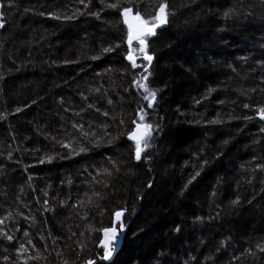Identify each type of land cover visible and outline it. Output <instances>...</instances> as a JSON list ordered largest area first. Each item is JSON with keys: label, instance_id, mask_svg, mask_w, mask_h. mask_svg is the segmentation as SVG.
I'll return each instance as SVG.
<instances>
[{"label": "trees", "instance_id": "trees-1", "mask_svg": "<svg viewBox=\"0 0 264 264\" xmlns=\"http://www.w3.org/2000/svg\"><path fill=\"white\" fill-rule=\"evenodd\" d=\"M165 2L129 44L123 10ZM0 24V264H264V0H0Z\"/></svg>", "mask_w": 264, "mask_h": 264}, {"label": "snow or ice", "instance_id": "snow-or-ice-1", "mask_svg": "<svg viewBox=\"0 0 264 264\" xmlns=\"http://www.w3.org/2000/svg\"><path fill=\"white\" fill-rule=\"evenodd\" d=\"M117 5H112V7H116ZM159 11L157 14H154L152 19L150 21H144L145 25H148L150 24L151 27H147L146 28V31L144 33H142L143 35H146V36H150V35H154L155 34V29L157 27H160L161 25L165 24L167 22V3H161L159 6ZM132 10L129 9V8H125L124 9V12L125 13H130ZM137 18H139L138 14H137ZM127 22V21H126ZM0 26H2V24H0ZM136 37H133L131 35V33L129 34V43H131V41L133 39H135ZM140 43L143 45L144 44V40H140ZM143 51V49H142ZM129 59H133L131 56H129ZM145 59H147L149 62H151L152 60V57L151 56H148L145 54ZM133 66H135V63H133ZM145 81L147 80V76H145L143 78ZM140 87L144 88L145 91H148L149 92V95L145 97V99H149L150 98V103H149V106H151V102H153L156 98V92L155 91H149L148 90V87H147V84H140L139 85ZM260 114L262 116V118H264V108L260 109ZM140 119L143 120L144 117L143 115L140 116ZM151 129V126L148 125L146 126V131L143 133V135H141L138 139H137V143H136V159L139 160L141 158V153L144 151V149H146L148 147V144L146 142V137L148 135H150V130ZM135 138V137H133ZM141 141H144L143 143V146H141ZM116 219L117 221H120V218L121 216L123 215L122 212H117L116 214ZM122 225H121V230H122ZM105 233L107 234L108 232H113V236L111 238V241H110V245L111 246H108V245H105V256L104 258L105 259H108L112 256L113 254V251L115 249V240L118 238V234L116 233V230L115 229H105L104 230ZM9 239H11V237H9ZM264 250V249H262ZM88 264H93L92 261H89Z\"/></svg>", "mask_w": 264, "mask_h": 264}, {"label": "water", "instance_id": "water-1", "mask_svg": "<svg viewBox=\"0 0 264 264\" xmlns=\"http://www.w3.org/2000/svg\"><path fill=\"white\" fill-rule=\"evenodd\" d=\"M126 8H129V9L132 10L130 13H125L124 10L122 12L123 17H124L125 24L129 28V34L131 33V35L133 37H136L135 39H133L131 41V43H129V44H132L133 42L139 40L142 36H144L142 33H144L146 31V28L147 27H151V25H145L144 21L140 18V16H139V18H137V14H136L135 10L132 7H126ZM163 25H161L160 27H162ZM160 27H157V28H160ZM145 131H146V128L143 125H138V126L134 127L129 132L127 138H128V140L137 143V139L141 135H143V133ZM133 137H135V138H133ZM117 212H122L123 213V215L120 218V221H117V219H116V215L115 214ZM123 218H124V212L122 210H118V211H116L114 213L112 225L105 226L103 228V230L101 231V238H100V241H99V246L101 248H104L105 249V245L111 246L110 245V241H111V238L113 236V232L110 231V232H108L106 234L104 230L105 229H115L116 230V233L118 235H120L122 232H120V229H119L118 226L123 221ZM116 254H117V250L114 249L112 256L110 258H108V259H105L104 258L105 252H104L103 259H104L105 262H111L115 258ZM92 262H93V264H98V262L96 260H94Z\"/></svg>", "mask_w": 264, "mask_h": 264}, {"label": "rangeland", "instance_id": "rangeland-1", "mask_svg": "<svg viewBox=\"0 0 264 264\" xmlns=\"http://www.w3.org/2000/svg\"><path fill=\"white\" fill-rule=\"evenodd\" d=\"M167 60V59H166ZM169 86L172 88V85H170L169 84ZM174 87V86H173ZM175 88V87H174ZM171 147H172V149L174 150V151H178V150H180L181 149V147L180 148H176L175 146H172L171 145ZM174 156V155H173ZM105 196V195H104ZM98 197H100V196H98ZM101 198V197H100ZM106 198H108L110 201H113L112 199H113V197L112 198H110V196L108 195ZM178 210L180 211V208L178 207V208H174V212H178ZM261 220V219H260ZM259 220V221H260ZM260 223V222H259ZM48 248H46L44 245H42L41 247H39L38 248V250H39V253H41V255L39 256L40 258L39 259H37V264H39V262H40V259H41V262H43L45 259H46V257H47V255L49 254V251L47 250ZM45 251H46V257H45ZM46 261H47V264H50L49 263V261L46 259ZM40 262V263H41Z\"/></svg>", "mask_w": 264, "mask_h": 264}]
</instances>
